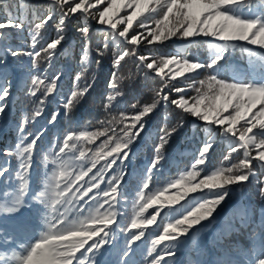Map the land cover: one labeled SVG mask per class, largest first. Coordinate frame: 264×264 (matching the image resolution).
Returning a JSON list of instances; mask_svg holds the SVG:
<instances>
[{"label":"snow or ice","instance_id":"6c2138e0","mask_svg":"<svg viewBox=\"0 0 264 264\" xmlns=\"http://www.w3.org/2000/svg\"><path fill=\"white\" fill-rule=\"evenodd\" d=\"M105 2L107 6L99 10L98 6ZM50 6L53 11L40 20L30 33L29 47L32 50L26 53L32 66L40 73L32 76V87L29 89V95L33 97L40 93L36 110L32 113V122L43 114V106L61 78L59 73L51 77L44 75L46 69L38 67L37 58L51 67L58 46L67 38L66 21L77 13L86 20L90 17L99 25L107 26L112 33L111 41L118 49L112 60L113 68L117 71L111 73L107 81L108 91L104 94L105 109H111L117 98L123 95L118 70L126 57H135L137 68L143 70L146 77L159 78L160 89L156 91V99L151 104L138 107V102L133 103L130 106L135 110L133 113L121 112L118 120L113 117L106 122L109 127L103 131H90L87 128L76 131L71 127L65 131L58 138V143L50 144V148L54 149L52 159L49 160L48 155L43 157L46 166L50 165V174H45L43 187L38 191L30 188L31 173L38 154V141L47 129L28 131L29 117L23 118L17 126L20 137L14 150L5 151L6 155H15L18 160V188L14 195L4 197L0 213L15 218L16 231L26 232L29 221L23 215V210L36 205L37 210L44 213V230L30 242L19 243L17 247L20 250L13 251L8 260H0V264H102L97 256H103L104 249L113 245L120 228L117 206L124 196L123 185L127 175L125 161L130 159L133 145L141 139L148 127V118L161 101L165 104L170 102L184 114L203 122L206 129H212L224 137L230 145L224 161H230L232 153L243 149V158L238 163L205 172L201 166L206 165L215 143V137L210 133L209 138L196 150L189 170L182 172L162 190L147 191L153 174L159 172L166 158L167 146L184 123L181 120L174 127L160 129L159 143L154 146V155L137 193V211L126 230V245L115 264H136L131 259L136 254L134 246H138L137 242L146 237L151 226L159 227L158 217L165 209L167 215L173 217L178 205V215L163 226L162 232L154 235L145 258L148 264H168L169 258L174 264H179L175 257L181 243L188 242L194 232L206 226L205 222L210 223L215 218L232 191L255 178L259 195L264 198V54L253 51V47L264 50V0H52ZM93 9L96 11H91ZM57 15L56 36L46 46L37 48L42 39V30ZM134 25L145 31L130 35ZM24 27L22 20L8 16L0 21V42L6 41L12 31H21ZM79 31L86 37L90 28L85 23ZM196 37L217 41L216 44H209L213 54L206 61L178 54L151 58L137 52L142 41L153 45L172 38L191 40ZM237 42L252 46L246 50L255 74L237 73L231 80H226L220 72L222 62L227 58L229 45L234 46ZM126 45L132 46L131 49ZM108 49L109 38L106 37L96 53L103 56ZM3 50L13 57L23 54L10 45H5ZM86 57L87 47L81 55V70L76 74L77 86L62 102V108L50 114L49 125L54 126L61 115L71 124L73 113L91 94L95 81L86 74L93 61ZM94 62L99 64L98 60ZM201 70H207L209 75L206 81L200 80L197 87L195 77L200 75ZM178 78L190 80L191 83L177 86L173 82ZM10 88L4 58L0 56V102H5L0 104V114L5 112ZM192 89L197 95L186 97L184 94ZM172 92L180 95L170 99ZM113 123L114 127L111 126ZM258 136L261 138L258 139ZM100 137L104 139L94 149L86 147ZM114 166L121 169L119 174L114 173ZM9 170L10 164L6 161L0 165V177H4ZM197 193L209 195L195 200L193 194ZM189 199L192 203H189ZM149 209H154V212L145 216ZM10 239L14 237L0 220V246ZM232 255L236 258L233 259ZM232 255L219 264H264V221L261 222L256 248ZM195 264L201 262L196 261Z\"/></svg>","mask_w":264,"mask_h":264},{"label":"trees","instance_id":"16d2710c","mask_svg":"<svg viewBox=\"0 0 264 264\" xmlns=\"http://www.w3.org/2000/svg\"><path fill=\"white\" fill-rule=\"evenodd\" d=\"M52 4V0H0V21H3L8 18V16H12L14 18H17L19 20H22L24 22V29L21 31H12L11 36L4 42H0V56L4 58V69L6 70L7 76L9 74L16 75L20 74L19 70H17L16 67H23L22 64H28L29 69H31V62L28 55H26L27 52L31 51L32 49L29 47L30 45V33L35 30V25L40 22L50 11H53V8L50 6ZM91 11H96L91 10ZM58 15L54 16V19L48 23L46 28L42 30V39L40 41V44L37 45V48L41 47V45L46 46L47 42H50L51 39H53L56 36V25L58 23ZM87 23L90 31L85 37L79 29L84 26V24ZM67 24V32L66 40L62 42L61 46H58L57 55L53 58L51 67H48L46 62H41L39 64L41 58H37L38 61V67L40 69H46L44 75L50 77L52 75H55L59 73L61 75V84L59 85V88L56 92V94H60L65 89L68 83L73 82V71L75 70L76 66H80L81 58L80 56L81 51H83L86 41L93 40V43L97 47H101L103 43L105 42V38H109V49L105 51V59L109 60V63L107 64V67L109 69L105 71L107 80L103 81V85H105V88L107 89V82L108 79L111 76V73L113 71H116V69L113 68L112 60L114 53L117 52V47L114 48L112 44H114L111 41V30L107 26L99 25L94 19H91L90 17L85 19V17L81 16L79 13L72 16L69 20L66 21ZM141 29L137 28L134 25L133 30L130 31V35L134 32H139ZM208 42H212L211 44H216L215 40H212L211 38L206 39ZM170 45L176 47L182 43L177 41L176 39L170 40ZM5 45H10L13 49H16L23 53L19 57H13L9 53H6L3 49ZM190 45V44H189ZM239 46H242L245 51L249 47H246L245 44H235L229 46V51L226 53V60L225 63L228 66V60L230 55V51L234 48H237ZM127 47H130L128 45ZM252 47V46H250ZM151 49H157L156 45H148L146 42L142 41V44L138 46L137 52L139 55H145L148 57H151L154 55L151 51ZM236 50H233V55ZM253 51H256L258 53L264 54V51L258 48L253 47ZM194 53L192 50L190 53L186 54L191 59L194 58ZM248 53V52H247ZM43 55V54H42ZM131 59V58H130ZM249 61V54L247 57ZM234 61H238V59L233 57ZM103 61V58L100 59L101 63ZM111 61V62H110ZM240 62V66L244 67L248 71L253 69V66L251 63ZM98 65V64H97ZM33 67V66H32ZM229 67V66H228ZM226 68L229 72L232 73V75H227L225 72L221 74L224 79L231 80L233 76V68L229 67ZM258 70V67L257 69ZM31 71H34L35 74L39 73L36 68L33 67ZM254 72V69H253ZM29 74V72H26ZM207 77V75H205ZM15 80V82L19 81V76L16 78H10ZM94 88L99 87V81L100 78L95 77L94 79ZM197 81V87H199V81ZM31 82L27 83L22 89V91L19 92L17 102H15V107L17 108L18 112L14 110V107L11 109L9 113H7L4 118H0V121L6 119L7 123L1 122L0 125L3 124V130H0V165H3L6 160H10V170L5 174L4 177H0V205L3 204L4 197L6 196H12L15 194L17 188H18V178H17V166H18V160L15 155H6V150H14V146L20 137L19 131L17 130V126L22 122L23 118L27 116L29 102L31 98H34L33 96L29 95V89L32 87L30 86ZM176 83L177 86H185L187 83H191V81H185L183 78H178V81L173 82ZM102 85V84H101ZM158 91L160 89V86L158 85ZM108 90V89H107ZM16 91V90H15ZM64 91V90H63ZM93 91V90H92ZM91 91V94H92ZM168 91V90H165ZM194 89L187 91L184 95L186 97H192L195 96ZM17 94V93H16ZM15 94V95H16ZM90 94V95H91ZM70 94L67 96H62L63 101L68 98ZM149 96H147L145 99L142 97L141 99L134 100L131 99L128 95L127 91L123 92L122 99V109L117 110L114 117L118 120L121 112H127L129 114L133 113L135 110L132 109L130 106L133 103L138 102V107L145 105V100L147 102H150L154 99V94L148 93ZM177 93H170V99H176L178 98ZM37 96L40 97V93L37 94ZM117 100H121V98H117ZM57 100V102H60L61 105H58V108H62V102ZM35 111V110H34ZM50 114H47V117H50ZM42 116V115H41ZM40 116V117H41ZM91 116L88 117L90 119ZM181 117L186 118V114L181 112L178 108H176L174 105H172L170 102L165 104L163 101L159 104V113L151 114V116L148 118V127L149 131L145 135H143L142 142L138 146L139 148V156L137 157L136 150L133 151V154L131 155L132 161L130 164H138L139 166L143 165L142 158L144 155H146V159H149L151 156L154 155V146L157 144L156 140L158 139L161 128H171L177 125V123L181 120ZM99 119V118H98ZM100 120V119H99ZM42 119L37 120V127L34 128L32 131H38L47 129V132L51 131L50 125L47 123H40ZM99 122V121H98ZM184 127L179 130V133L175 135L170 144L167 146L166 149V158L162 163L166 164L167 166L161 168V173H164L166 171V174L169 175H177L179 176L182 172L188 170L187 165L180 166L179 163L182 161L183 155L188 152V154L195 155L196 150L198 149V146H200L205 139L209 138V134L212 133V135L215 137V143L214 148L210 150V153L208 154V160H211V162L216 158H222L224 160V157L228 154L229 151V142L219 135L218 132H215L212 129H206L203 125V122L199 121L197 118L188 116L186 118V121L183 122ZM30 124V123H29ZM93 123H89V127L91 128ZM27 130L30 125L26 126ZM153 128V129H151ZM89 130V129H88ZM62 131L59 135L53 136L51 138H43L41 143L43 147L40 145L38 147V154L36 155L34 159V164L32 168L31 173V180L36 177V179L39 181V179L43 183L46 179L45 174H50V165L46 166L45 161L42 159L45 155H48L49 160L52 159L51 153L54 152L53 148H50V144L58 143V138L62 137ZM101 138V137H100ZM99 138V139H100ZM260 139L261 137H257ZM30 139V138H29ZM97 139L95 143L99 140ZM94 143V144H95ZM139 141H137L133 147L138 145ZM92 144V145H94ZM38 145V146H39ZM92 145H86V147H92ZM95 148L94 146L92 147ZM138 150V149H137ZM255 152H253V155ZM243 158V149H239L238 152L232 153L231 159L232 164L238 163V161ZM42 159V169L38 171L37 175L33 176L34 174V168L37 163ZM195 159V158H194ZM185 162V161H184ZM183 162V163H184ZM90 165V164H89ZM256 165V162L254 161V166ZM229 166V165H228ZM127 166L125 169H129L127 179L128 181H136L137 176H141L142 173L139 172L136 169L129 168ZM143 168H141L142 170ZM259 171V169H257ZM143 181V180H142ZM140 181V182H142ZM256 179L253 178L250 183H247L245 186L241 188H236L231 193V197L228 199L227 202H225L223 205H221V208L218 209V213L215 215H219L216 217L215 220L218 221V226L215 225L211 231L209 232H203L202 228H199L198 232L193 233L192 238L188 242H184L185 249H178V255L176 257H182L184 258L182 263L179 264H195L196 261H200L201 264H219L220 261L227 259L232 254L241 253L244 251H247L249 248L255 249L257 246V240L259 237V230L261 227V222L264 221V198H261L259 195V190L257 192V195L254 196V188L256 187ZM40 186L35 185L33 187V184L30 185V188L32 191H38ZM103 187V185H101ZM42 189V188H41ZM123 192L124 196L121 198L120 206H125L128 211L130 212V216L133 219L135 212L137 211V208L135 207V200L132 195L131 186L128 184L123 185ZM31 195V193H29ZM195 197V200L201 199V196H207L208 193H200V194H193ZM189 201H192L189 199ZM183 203V202H182ZM247 206V211H245V207ZM251 206V207H250ZM118 209H121L120 207H117ZM255 209V210H254ZM180 211V206L177 207V214ZM239 212H242L244 214H247L250 218H252L251 225H244L243 224V218L239 216ZM119 213V211H118ZM262 214V217H258V215ZM23 215L25 218L28 219L29 224H33L36 222L38 227L40 228L43 224V211H38L36 205H31L29 208L23 210ZM127 217V211L125 210L123 214L119 213L118 217ZM145 215V216H149ZM174 217H169L168 215H165L164 218L161 219L159 227H150L146 233V237L143 238L141 241L137 242L138 246L136 247V254L131 257L132 260L136 262V264H148V259H146L147 251L150 249V241L154 238V235L162 232L161 228L163 224L166 225L170 220L174 219ZM0 220L3 221L4 227L12 234L13 228L12 224L16 223L14 217H10L7 214L0 213ZM119 220V219H118ZM226 221V222H224ZM228 221V222H227ZM131 222V221H130ZM129 222V224H130ZM229 222H232L229 223ZM122 222L119 221L120 228L117 230V233L114 238V243L112 246H108L104 249L103 256H97L98 259L102 261V264H115V261L119 258L121 250L126 245V239L127 236V229L128 226H125L121 224ZM34 227V226H33ZM224 227L229 228L231 230V233L222 235L221 231ZM242 230H247L243 232ZM134 231V230H133ZM249 231V233H248ZM258 231V232H257ZM212 233H214V237H212ZM244 238L245 242H239V241H233V238ZM150 239V240H148ZM220 242H219V241ZM206 244H209L210 246H206ZM238 244L243 245L242 247L237 248V251L235 250L234 246ZM233 245V246H232ZM187 249V250H186ZM223 252H219V250ZM244 250V251H242ZM186 251L185 255L184 252ZM175 257V259H176ZM232 258L235 259L236 256L232 255ZM179 262V261H177ZM168 264H174L171 258L168 259Z\"/></svg>","mask_w":264,"mask_h":264},{"label":"rangeland","instance_id":"374dc122","mask_svg":"<svg viewBox=\"0 0 264 264\" xmlns=\"http://www.w3.org/2000/svg\"><path fill=\"white\" fill-rule=\"evenodd\" d=\"M106 6H107V4L105 2V4L99 5L98 8H99V10H102L103 7H106ZM93 10H95V9H93ZM121 15H124V13H121ZM152 26L154 27V24ZM122 27L123 26L121 25L120 28L122 29ZM142 31H145V30L141 29L139 32H142ZM146 34L147 33L145 32V35ZM149 39H150V37H149ZM173 39H176L177 41H179L182 44H180V45H178L176 47L170 45L169 42H170V40H173ZM206 39H208V38H206V37H196V38L191 39V40H185V39H180V38H172V39H170L168 41H165L163 43H155L154 45L157 46V49H151L152 53L154 54V55L151 56V58H159L160 56H169V55H173V54H178V55H180L182 57L190 58L186 54L190 53L191 50H192L193 52H195L194 53V59L201 60V61H206L209 58V56L213 54L212 50L209 48V44H211L212 42H208V41H206ZM216 43H217V41H216ZM237 44H244V43L243 42H237ZM112 46H114V48H115L116 47L115 43L112 44ZM126 46H128V45H126ZM86 47L88 49V57H86V59H90L91 61H93L90 64V68H89V70H88L86 75H87V77L90 80H94L95 77L100 78V81H99L100 85L97 88H94V86H93L92 94L89 95L87 97L86 102H84L81 106H79L78 109L73 113L72 123L71 124L69 123V121L67 119H65V117L63 115H61L58 118V122L54 126L50 125L51 131L46 132V134L43 136V138H51L53 136H57V135L60 134L61 131H62V134H63L70 127L72 129L76 130V131L84 130L85 128L89 129L90 131H97V130L103 131L104 128L109 127V125L106 122L108 120H111L114 117V115H115L117 110L122 109V103H123L122 96L120 97L121 98L120 101L116 100L113 103V106L111 107V109H105V107H104L105 95L104 94L108 90L105 88V85H103V81L107 80L105 71H107L109 69V67H107V64L109 63V60L105 59V53L103 54V56H98L97 55L96 49L98 47L93 43V40L86 41V45H85L84 49ZM131 47L132 46H130L128 48L131 49ZM246 47H250V46L246 45ZM84 49H83V51H81V54L84 52ZM233 50H236L234 55H233ZM230 54H231L230 55L231 57H229V59H227V60L229 61L228 62V66L233 68V70H232L233 74L236 75L237 73H240V74H248L249 76H251L248 73V70H245V69H243L241 67L240 68L237 67V62H244V61L248 60L247 59V57H248L247 51H245V49L242 46L238 45L237 48H234V49H232L230 51ZM233 57L238 59V61H234ZM80 58H81V56H80ZM101 58H103V61L97 65V63H95L94 61L98 60L100 62ZM4 63H5V61H4ZM248 63H250V61H248V62L246 61V63H244V64H248ZM39 64L42 65L41 59H40ZM79 64H80V66H76L75 70L72 73L74 75L72 77L73 78V82L72 83H68L66 88L65 89L63 88L64 91L62 90V92L57 95L56 92H57V90L59 88V85L61 84V81H62L61 78L59 79V81L57 82L56 89L47 98L46 103L43 106L44 110H43L42 116L41 117H36L34 119V122H32V119H33L32 118V113L34 112V110H36L35 106H36V103H37V101L39 99V96L31 98V100L29 102L30 105H29V107H27L28 108V112H26L27 113V117H29V120H30V122H29L30 124L28 123V126L30 125V127H31V128L28 127V131H32L34 128L37 127V123H38L37 120L39 118L42 119V121L40 123H42V122L43 123H47L48 119L50 118V117H47V114L52 113L55 110L61 109V108L57 107L58 105H61V103L57 102V100L63 101L62 96H67L77 86V84H76V74L78 72H80V70H81V61H80ZM22 65H23V67H16L17 70H19L20 74H16V75L9 74L8 75V79H9L10 84H11L10 96L8 98H6V109H5V112L3 114H0V116L2 118H4V116L7 113H9L13 107H14V110L16 112H18L17 108L14 106L15 102H17L18 94L21 91V89L27 83L31 82L32 76L36 75L34 71H31V69H33L32 66H31V69H29L28 64L24 63ZM228 66L225 63V61L222 62V67L220 69L221 74H223L225 72V74H227V75H232L231 72L226 70V68ZM26 72H29V74H27ZM37 74H40V73H37ZM205 75L208 76L209 72L207 70H201L200 71V75L196 76L195 78L198 79V80H205L206 81L207 77ZM18 76H19V81L18 82H15V80L10 79V78H16ZM118 77L121 78L119 80V87L121 88V90L123 92L127 91L128 95L130 96L131 99H134V100H137V101L139 99H141L142 97H144V99H145L147 96H149L148 93L154 94V99H156L155 93H156V91H158V89H157L158 85L160 86L159 78H153L151 76H147L146 77L145 74H144V71L137 68V61H136L135 57L129 56V57L125 58V61H122L121 67L118 70ZM30 86H32V85H30ZM23 90L24 89H22V91ZM165 90H167V89H165ZM194 94L197 95V93L195 91H194ZM154 99L152 101H150V102H147L145 100V103L146 104H151L154 101ZM2 103H5V102H0V104H2ZM153 113H154V115L159 113V105H158L157 109ZM89 116H91L90 119H88ZM188 116H190V115L186 114V118ZM186 118L181 117V119H178V120H182L183 122H185ZM98 121H104L105 123L101 124V123H98ZM1 122L7 123L6 119L0 121V123ZM89 123H93L91 128L89 127ZM111 126L114 127L115 123H113V125H111ZM3 129L4 128H3V124H2V125H0V130H3ZM151 129H153V128H151ZM149 130H150L149 127H147L146 131L142 134V137L139 140L138 145L133 147V151L136 150V154H137L138 158H140L138 146L142 142L143 135H145L147 133V131H149ZM19 134H20V132H19ZM42 139L40 141H38V145L41 144V146L43 147V145L41 143ZM103 139H104V137H101L94 145H92V147L93 146L96 147V145H98ZM156 143L157 144L159 143V139L156 140ZM38 147H40V145ZM198 148H199V146H198ZM253 152H255V151H253ZM152 157L153 156H151L149 159H146V155H144V157L142 158V161H140L143 164L141 166H139L137 163L136 164H130V162L133 160L131 156H130L129 160L125 161L124 170L127 172V175L125 177V183L124 184H128V185L131 186V191L133 192L132 195H133V198H134L135 202H136V199H137L138 190L142 186V184L144 182V179L146 177L145 170H146L150 160L152 159ZM194 158H195V155H192V154L190 155V154H188V152H186L183 155L182 161L179 163V165L180 166L187 165L188 166L187 169L189 170L190 167H191V164L194 161ZM42 159L37 161V163L35 165V168H34V174H32L33 176L37 175L38 171L42 169ZM6 161L10 164V160H6ZM101 163H103V162H101ZM230 164H232V160L224 161L222 158L216 157L212 162H211V160H207L206 165L205 166H201V167L204 168L205 172H210V171L214 170L217 167L228 166V165L230 166ZM129 165H130L129 168H132V169H136L137 168V170L142 173L141 176H137L136 177V181L135 180L134 181H128V179H127V176L129 174V172H128L129 169L127 170L125 168L127 166H129ZM88 166H90V165H88ZM165 166H167V165L164 164V163H161L159 172H161L162 171L161 168L165 167ZM98 167H99V165H98ZM141 168H143V169L141 170ZM120 171H121V169L119 167L114 166V173L115 174H119ZM159 172L153 174V179L150 182V188L147 191L154 192V191H157V190H162L170 181H172L175 178H178L177 175H173V174L170 175V177H169V175L166 174V171L164 173H161V174ZM140 181H142V182H140ZM31 184H33V187H35V185L40 186L38 190H40L42 188L41 180L39 179V181H38L36 179V177H34V179L30 181V185ZM258 190H259V186L256 185V187L254 188V191H253L254 192V196L257 195ZM172 191H174V190H172ZM198 194H200V193H198ZM227 201H228V199H227ZM189 203H192V201H189ZM178 206H176V207H178ZM117 207L122 208L121 211H120V209H118L119 213H121V214H123V212L125 210L127 211V217H125V215H123V217H120V218L118 217V219H119L118 221L122 222L121 224H123L124 227H125L132 220V218L130 216V212L128 211V209L125 206L118 205ZM246 208H247V206L245 207V211H247ZM153 212H154V209H149L148 212L145 213V215H148V214L151 215ZM165 215H167V209H165V211H164V213H162L161 217H158V223L159 224H160L161 219L164 218ZM219 215H215V216L218 217ZM239 216L241 218H243V224L244 225H251L252 218H250L247 214L239 212ZM258 217L259 218L262 217V214L258 215ZM224 222H226V221H224ZM229 223L232 224V222H229ZM35 224H37V223L34 222L31 225L29 224L28 230L26 232L16 231L15 230V223L12 224L13 232H12L11 235H12V237H14V239H10L7 244H5L3 246H0V260H8L11 257L13 251H19L20 250L17 247V245L19 243H21V242H23V243L30 242L31 240H33L34 238H36L39 235L40 231L44 230V224H42V226L40 228L38 227V225H35ZM205 224H206V226L202 228V231L207 233V232L211 231L212 228L215 225L218 224V221L215 220V219H212L210 223L205 222ZM163 226H165V224H163ZM163 226H162V228H163ZM152 227H155V226H152ZM162 228H161V231H162ZM257 230H260V229H257ZM242 231L245 232L247 230H242ZM229 233H231V230H229V228H227V227H224L223 230L221 231L222 235H226V234H229ZM248 233H249V231H248ZM211 235H212V237L215 236L214 233H212ZM150 239H153V238H150ZM150 239H148V240H150ZM232 240L233 241H239V242L241 241L243 243L245 242L244 238H240V237H237L236 239L233 238ZM206 246L208 247L210 245L206 244ZM239 247H242V249H243V245L242 244H238V246L237 245L234 246L236 251H237V248H239ZM180 248L181 249L182 248L185 249L184 242L181 243V246L179 247V249ZM242 251H244V250H242ZM183 252H184L183 255H185L186 251H182V253ZM219 252H223V251L219 250ZM183 260H184V258H182L181 256L180 257H176V259H175V261L176 262L179 261V263H182Z\"/></svg>","mask_w":264,"mask_h":264}]
</instances>
